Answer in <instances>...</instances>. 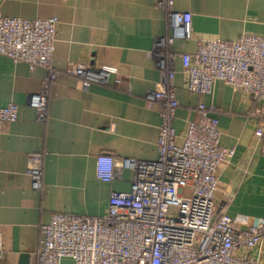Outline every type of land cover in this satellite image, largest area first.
<instances>
[{"label": "crops", "instance_id": "crops-1", "mask_svg": "<svg viewBox=\"0 0 264 264\" xmlns=\"http://www.w3.org/2000/svg\"><path fill=\"white\" fill-rule=\"evenodd\" d=\"M174 9L192 16L191 38L182 40L154 0H0V14L27 20L56 18L46 115L39 117L30 100L42 93L46 70L0 56V108L13 104L17 120L0 132V264H19L25 255L34 264L43 234L54 213L99 217L112 192H128L134 174L103 182L96 158L152 161L157 158L161 106L145 99L160 79L154 51L158 40L174 36L169 51L194 54L197 41L208 38L234 43L242 35L264 36V0H173ZM75 64L87 67L86 78L65 73ZM105 67L116 74L104 86L96 75ZM174 129L183 133L197 117L198 103L213 107L222 148L232 150L216 185L215 214L224 213L240 226L264 221V156L255 135L253 115L261 103L221 81L210 95L186 88L181 61L174 63ZM89 82L86 86L85 83ZM264 125V117L262 120ZM31 154H41L42 190L27 172ZM253 257L264 264V245ZM61 264H71L62 260Z\"/></svg>", "mask_w": 264, "mask_h": 264}, {"label": "built area", "instance_id": "built-area-1", "mask_svg": "<svg viewBox=\"0 0 264 264\" xmlns=\"http://www.w3.org/2000/svg\"><path fill=\"white\" fill-rule=\"evenodd\" d=\"M154 2L180 39H190L191 14L176 11L173 0ZM56 24V18L11 19L0 14V56L23 62L30 71L46 70L42 93L30 100L39 117L46 115L49 84L58 76L52 68ZM175 39L166 36L155 45L160 79L145 99L147 108L161 106L157 158L97 156V179L111 182L129 169L134 174L130 191L112 192L106 213L99 217L52 214L50 222L41 226L43 236L34 264H61L65 259L71 264H259L253 254L264 245V221L244 227L224 213L215 214L218 174L233 154L220 146L215 110L200 102L197 117L187 122L185 132L174 129L179 107L174 63L181 61L189 93L210 95L213 84L221 81L261 103L249 118L256 122L257 145L264 156V36L245 34L231 44L198 40L194 54L178 57L169 51ZM86 69L75 64L65 73L86 78ZM103 69L105 73L96 75V81L107 86L116 71ZM17 117L15 105L1 107L0 132L3 124ZM41 161V154H31L27 166L33 188L39 192ZM1 254L0 250V258Z\"/></svg>", "mask_w": 264, "mask_h": 264}, {"label": "water", "instance_id": "water-1", "mask_svg": "<svg viewBox=\"0 0 264 264\" xmlns=\"http://www.w3.org/2000/svg\"><path fill=\"white\" fill-rule=\"evenodd\" d=\"M19 264H28V262H27V257H26L25 255H22V256L20 257Z\"/></svg>", "mask_w": 264, "mask_h": 264}]
</instances>
